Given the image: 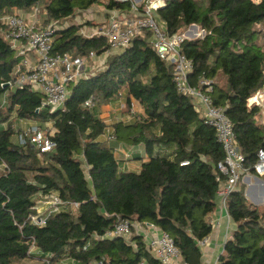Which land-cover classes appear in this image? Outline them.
I'll use <instances>...</instances> for the list:
<instances>
[{"label":"trees","instance_id":"trees-1","mask_svg":"<svg viewBox=\"0 0 264 264\" xmlns=\"http://www.w3.org/2000/svg\"><path fill=\"white\" fill-rule=\"evenodd\" d=\"M94 6L131 9L130 3L114 0H0V124L8 122L0 125V264H161L147 251L143 235L129 241L105 237L118 217L157 226L172 237L184 260L202 264L198 242L212 232L207 217L226 179L217 169L225 152L193 99L179 92L149 32L111 55L106 69L72 85L63 109L42 108L43 95L27 83L3 86L15 79L22 60L2 34L3 15L38 8L45 24H63ZM157 16L170 34L191 25L205 30L203 37L182 46L194 62L191 84L196 86L200 77L213 80V105L225 110L245 167L253 172L257 151L264 148V124L258 121L262 109L249 106V98L264 88V0H167ZM83 25L58 29L52 52L106 51L107 38L82 35ZM119 93L126 97V112L132 100L143 109L134 122L111 126L119 142L144 147L149 160L139 172L121 170L113 149L97 141L108 126L94 108ZM88 100L92 107L85 105ZM13 113L52 122L56 146L40 153L29 142L14 143ZM49 193L78 205L67 204L45 225H36L30 216L38 212L39 197ZM226 204L237 227L218 264H264V205L252 204L242 186Z\"/></svg>","mask_w":264,"mask_h":264},{"label":"built area","instance_id":"built-area-1","mask_svg":"<svg viewBox=\"0 0 264 264\" xmlns=\"http://www.w3.org/2000/svg\"><path fill=\"white\" fill-rule=\"evenodd\" d=\"M114 1L130 3V11L126 12L117 8L107 9L108 24L105 28L93 34L87 33L83 28L80 30V33L86 37L103 36L107 38L109 48L101 54L95 51L82 56H74L70 52L53 53L55 32L67 27L69 23L59 24L51 21L41 24L44 19L38 8H35L29 16L19 11L3 15L1 17L2 34L10 46L22 57L16 69L15 79L3 86L15 89L27 83L34 91L43 95L42 108L49 107L52 111L63 109L71 95L72 85H76L82 79H89L97 72L106 69L111 55L126 50L137 36H144L149 32V42L158 57L171 68L173 81L179 92L193 99L196 110L203 116L204 122L215 129L217 140L224 149V159L218 162L217 169L226 179L220 183L217 199L220 207L225 210L230 219L226 204L228 196L237 189L243 175L252 171L245 167V155L237 145L233 125L225 114V110L213 105L209 94L213 91V80L200 77L196 86L191 84L194 62L182 52V46L187 39L203 37L205 30L198 25H191L183 32L170 34L157 16V10L166 6L167 0ZM82 14L84 20H87V13L84 11ZM30 53L35 54V62L29 57ZM6 96L7 92L3 96L2 105L6 104ZM119 96H122V93H119ZM262 99V94L258 91L249 98V106L261 104ZM85 105L92 107L91 100H88ZM134 105L135 101L132 100L131 116H135L136 113ZM113 131L112 127H107L104 133L109 141L116 139ZM53 134L38 125H31L22 130L19 143L29 142L40 153L48 152L56 146V142L52 139ZM187 163L188 161H184L182 164ZM253 173L264 176V148L257 151ZM40 203L42 206L36 205L35 207L38 212L30 216L31 222L39 226L45 225L51 215L58 213L67 204L72 208L78 205L62 201L56 193L40 196ZM143 225L153 231L146 235L140 234L143 235L150 255L158 259L161 264H189L184 260L172 237L150 223L118 217L114 228L108 231L105 237L110 239L122 237L129 241L135 230L136 234H139L138 231L142 230ZM207 241L208 238L205 237L198 244L202 247ZM99 264L105 263L99 261Z\"/></svg>","mask_w":264,"mask_h":264},{"label":"crops","instance_id":"crops-1","mask_svg":"<svg viewBox=\"0 0 264 264\" xmlns=\"http://www.w3.org/2000/svg\"><path fill=\"white\" fill-rule=\"evenodd\" d=\"M99 8H101L103 11H100ZM19 12L24 13L27 16L33 13V11L24 12L21 10ZM85 12L88 15L87 20H81L83 17L82 13H84V11H80V13L74 19L79 20L77 24H84L83 29H85L87 32H90L89 34H93L99 29L105 28L107 26L108 13L104 6L103 9L102 6H94ZM97 12L102 13L97 15L95 14ZM43 14L41 13L42 18H44ZM43 23L44 21H41V24ZM29 57L33 60V62H35V54L30 53ZM125 107L126 97L123 94L122 96L113 98L107 104L96 106L94 108V112L96 116L104 121L108 127H111L114 123L119 121L124 123H132L135 121V116H131V112H126ZM134 108L136 113H143V109L137 101H135ZM13 117H16L18 119L17 123L20 124V130L18 128L19 134L17 135L18 142H14L16 144H18L20 141L19 135L22 130L31 125H38L49 133L55 132L52 122H38L32 119H20L16 114ZM97 141L100 144L113 149L118 160L119 167L123 171L139 172L142 164L149 160V157L145 153L143 146H126L117 139L109 141L107 135L105 134L99 136ZM240 186L243 187L246 198L252 202V204H256L255 206L264 205V176L256 175L253 172L244 174L242 179L239 181L237 189ZM216 203V209L207 217L208 221L212 225L214 222L216 223L213 225L212 232L207 236V243L200 247L202 252V264H218V259L224 251L226 241L237 227L232 218L230 217L229 219L225 210L220 207L218 199L216 200ZM38 206L40 207L42 204L40 203ZM151 232L153 231L145 225L142 226V230L140 232L138 231L139 234L143 233L145 235ZM134 234H136V230ZM36 252H39V250L37 249Z\"/></svg>","mask_w":264,"mask_h":264},{"label":"rangeland","instance_id":"rangeland-1","mask_svg":"<svg viewBox=\"0 0 264 264\" xmlns=\"http://www.w3.org/2000/svg\"><path fill=\"white\" fill-rule=\"evenodd\" d=\"M198 1H201V0H198ZM100 9V11H103V10H101V8H99ZM102 9H103V6H102ZM105 10L107 11V9L105 8ZM80 13V12H79ZM102 12H97V13H95V14H101ZM42 14H43V12H42ZM44 15V14H43ZM44 19V18H43ZM82 19H84V17H82L81 18V20ZM78 19H70L69 21H68V23H71V24H76V23H78ZM90 30V29H89ZM87 33H90V32H87ZM260 94H262L263 96H264V88L262 89V90H260ZM2 100H3V98H2ZM262 102H261V104H259V106L261 107V115L258 117V121H260V122H262L263 124H264V97H263V99L261 100ZM16 113H13L11 116H10V119H9V121H10V123L12 124V128L14 129V131H15V134H13L12 135V138H11V140L13 141V142H18V137H17V135L19 134L18 133V128H19V130H20V124L19 123H17L18 122V119L16 118V117H13L14 115H15ZM11 117H12V119H11ZM7 124H8V122H3V123H1L0 125H2V127H7ZM47 127V126H46ZM49 128V127H48ZM243 181H244V179H243ZM244 183V182H243ZM247 186V185H246ZM247 190V189H246ZM245 190V191H246ZM246 195V194H245ZM40 197H39V199L37 200V204L39 205L40 203ZM252 203V202H251ZM254 204V203H253ZM256 205V204H255ZM259 206H262V205H259ZM135 230V229H134ZM36 248H32V254L34 253V255H38V253H36ZM32 260V259H31ZM68 260H65L64 262H62V263H64V264H68ZM29 263H31V261H29V262H24V264H29Z\"/></svg>","mask_w":264,"mask_h":264},{"label":"bare ground","instance_id":"bare-ground-1","mask_svg":"<svg viewBox=\"0 0 264 264\" xmlns=\"http://www.w3.org/2000/svg\"><path fill=\"white\" fill-rule=\"evenodd\" d=\"M259 97V96H258ZM262 97H264L263 95H262Z\"/></svg>","mask_w":264,"mask_h":264}]
</instances>
